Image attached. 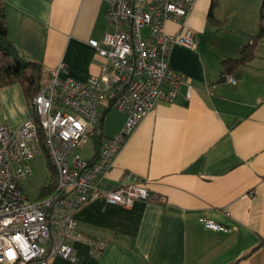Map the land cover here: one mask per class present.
I'll use <instances>...</instances> for the list:
<instances>
[{"label":"crops","instance_id":"obj_1","mask_svg":"<svg viewBox=\"0 0 264 264\" xmlns=\"http://www.w3.org/2000/svg\"><path fill=\"white\" fill-rule=\"evenodd\" d=\"M111 1L0 4L9 40L18 55L41 65L44 81L63 63L60 77L84 82L99 73L102 61L89 42L111 31ZM261 2L195 0L185 27L196 45L174 46L167 62L186 77L190 96L183 84L172 103L156 102L99 177L105 189L146 185L156 199L131 207L103 199L85 204L74 214L76 262L56 256L49 264H264V57L258 45L253 60L231 76L234 83L222 78L221 66L239 58L246 36L257 33ZM183 28L165 24L169 35ZM100 112L102 141L120 131L125 115L105 106ZM30 116L20 85L0 89V125L15 131ZM92 148L84 159L93 157L94 142ZM203 219L231 231L208 230ZM85 240L101 243L102 252Z\"/></svg>","mask_w":264,"mask_h":264},{"label":"built area","instance_id":"obj_2","mask_svg":"<svg viewBox=\"0 0 264 264\" xmlns=\"http://www.w3.org/2000/svg\"><path fill=\"white\" fill-rule=\"evenodd\" d=\"M194 3L112 0L106 14L111 31L100 42H89L102 61L98 75L84 82L62 78L65 65L60 63L48 71L32 99L37 122L29 118L15 131L0 125V264H49L56 256L75 263L71 245L78 240L74 234L78 209L95 199L122 207L156 199L146 185L105 189L99 177L156 102L172 103L183 84L190 96L186 77L167 62L174 46L192 49L196 45L193 31L185 27ZM169 21L184 28L169 35L165 32ZM225 80L235 82L231 76ZM103 106L125 115L122 128L101 141L94 160L73 155L99 132ZM41 143L56 173V188L54 194L30 202L20 182L31 176L29 161L43 153ZM202 224L214 232L231 231L210 219ZM85 242L96 255L102 252L101 243Z\"/></svg>","mask_w":264,"mask_h":264},{"label":"trees","instance_id":"obj_3","mask_svg":"<svg viewBox=\"0 0 264 264\" xmlns=\"http://www.w3.org/2000/svg\"><path fill=\"white\" fill-rule=\"evenodd\" d=\"M259 20L260 24L257 33L255 35L246 36L247 43L243 46L239 58L224 59L221 62L222 78L236 74L240 68L247 65L255 57L257 46L264 40V0H262L259 8ZM43 81L41 65L29 62L18 55L15 47L9 40L4 20V11L0 4V89L16 84L20 85L31 112L30 118H32L34 122H37V117L34 112L32 99ZM39 136L41 138L42 134L39 133ZM91 139L94 142V154L90 159L92 161L98 154L102 133L99 131L97 134L93 135ZM42 149V154L47 158L50 178L43 187L40 198H38L39 200L54 194L56 188V173L48 160L43 144Z\"/></svg>","mask_w":264,"mask_h":264},{"label":"rangeland","instance_id":"obj_4","mask_svg":"<svg viewBox=\"0 0 264 264\" xmlns=\"http://www.w3.org/2000/svg\"><path fill=\"white\" fill-rule=\"evenodd\" d=\"M234 28L237 27H235L234 25ZM146 32V30L142 31L144 35L146 34ZM257 51L259 56L264 57V40L259 44ZM258 65L264 67V60H260V62H258ZM92 145L93 142L90 138L86 142L85 146L83 148L76 149L73 152V155L78 154L81 158L90 157L93 152ZM29 166L31 168L32 174L28 179L20 182V188L22 190V194L28 199V201L34 202L39 200L38 198H40L42 189L50 178V170L47 167V158L44 154L31 159L29 161Z\"/></svg>","mask_w":264,"mask_h":264}]
</instances>
